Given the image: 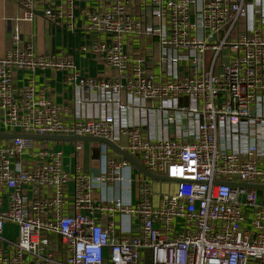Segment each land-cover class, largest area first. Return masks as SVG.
<instances>
[{"label":"built area","instance_id":"built-area-1","mask_svg":"<svg viewBox=\"0 0 264 264\" xmlns=\"http://www.w3.org/2000/svg\"><path fill=\"white\" fill-rule=\"evenodd\" d=\"M263 6L264 0H107L87 9L86 50L114 72L111 78L84 77L67 55L37 53L14 32L0 56V133L112 143L122 137V150L176 188L153 205L150 187L139 182L135 205L119 198L96 205L95 183H131L122 176L125 159L108 160L107 174L93 179L79 166L66 171L62 151L35 152L31 139L8 140L0 144V264H264V205L256 190L231 185L264 187V158L252 143L240 152L218 146L225 138L220 126L260 121L250 106L264 96V32L252 24H264ZM21 8L23 21L41 13L54 27H72L75 0H21ZM144 38L151 46L135 52L130 42ZM224 52L227 61L216 73ZM44 69L67 72L77 105L81 99L115 110L130 104L140 122L118 126L109 112L65 122L66 108L31 85L17 95L16 72ZM93 91L98 100L90 97ZM154 117L158 129L173 135H154L148 129ZM96 215L126 217L138 224L137 232L115 234ZM5 224L16 228L14 241L4 237Z\"/></svg>","mask_w":264,"mask_h":264},{"label":"crops","instance_id":"crops-1","mask_svg":"<svg viewBox=\"0 0 264 264\" xmlns=\"http://www.w3.org/2000/svg\"><path fill=\"white\" fill-rule=\"evenodd\" d=\"M251 2V0H249ZM107 0H75L74 18L72 27L63 26L61 28L48 24L38 13L32 22L22 20L21 0H0V56L11 47V38L14 32H18L25 42H31L37 53L52 52L55 54H65L76 63V66L84 77L89 78H111L114 72L110 70L103 60L97 55L86 50L90 37L84 30V12L87 9H99L106 5ZM264 12V6H263ZM251 23V22H250ZM264 32V24H260L259 20H255L252 24ZM151 39L134 40L130 42L135 52L144 53V47L151 46ZM227 61V52L218 59L214 71L221 72L223 64ZM262 73L264 75V59L262 62ZM68 74L59 70H36L35 72H16L14 80V90L19 95L25 86L31 85L37 95L43 96L57 106L65 107V122H72L76 114L84 117H96L101 113H111L115 118L118 126H131L140 122V114L136 107L128 105L123 110H115L111 106L105 105L98 107L94 104L88 105L84 99L81 105L76 104V89L67 81ZM90 97L99 99V93L93 91ZM120 100L123 104H127V97L121 93ZM85 98V96H84ZM180 104L186 105L187 99L181 98ZM251 112L260 119L257 123L250 124L241 121L236 127L220 126L219 132L223 131L225 138L218 142L221 151H243L249 144H254L257 148L258 156L264 158V96L258 97L257 101L251 106ZM149 130L154 135H173L162 129H158V122L154 120L150 122ZM183 130L186 131L187 123L182 122ZM191 125L193 134L195 133L196 121L188 120ZM146 128H143L145 130ZM223 129V130H222ZM233 129L237 132L232 133ZM8 134V133H5ZM11 139H0V144H4ZM34 151L39 148H50L55 151H62L63 163L66 171L73 174L75 166H79L81 171L93 179L104 176L108 172L107 162L112 159L119 161L122 158L117 152L99 142H72V141H50V140H33ZM119 148L125 146L124 138H119L113 142ZM76 146L79 147L76 150ZM124 159V158H122ZM31 157L23 159L25 165L29 164ZM122 176L125 179H131V183L126 181L117 183L114 181H105L94 184L92 193L96 205L106 202L110 199H121L125 204L135 205L140 200L141 192L139 191V182L147 184L152 193L151 202L156 205L158 199L175 191L174 182H163L152 180L134 166L130 165L123 170ZM155 182L160 184L156 185ZM73 181L67 184L66 197L71 199L73 195ZM258 196L264 197L256 190ZM264 191V190H263ZM106 216V215H105ZM96 222L103 226H110L115 234H126L131 231L133 234L137 232L138 224L122 216H106L100 217L96 215ZM132 229V230H131ZM3 235L10 241L16 238V228L11 224H5ZM59 247V243H56Z\"/></svg>","mask_w":264,"mask_h":264},{"label":"water","instance_id":"water-1","mask_svg":"<svg viewBox=\"0 0 264 264\" xmlns=\"http://www.w3.org/2000/svg\"><path fill=\"white\" fill-rule=\"evenodd\" d=\"M14 138H25L31 140H50V141H72V142H99L106 146H109L115 152H117L122 158H124L130 165L134 166L139 172H141L146 177L155 180V181H163V182H172V180L166 178L165 176H157L147 169H145L137 160L128 155L124 150L116 146L114 143L99 138H76V137H66V136H40V135H20V134H5L0 133V139H14ZM233 187H242L254 190H264L263 186L252 185V184H239V183H231Z\"/></svg>","mask_w":264,"mask_h":264},{"label":"rangeland","instance_id":"rangeland-1","mask_svg":"<svg viewBox=\"0 0 264 264\" xmlns=\"http://www.w3.org/2000/svg\"><path fill=\"white\" fill-rule=\"evenodd\" d=\"M156 185L160 184L159 182H155ZM261 195L264 194V191L263 190H259L258 191ZM264 196V195H263ZM259 203H261L262 205H264V197H259L258 199ZM24 259H27V256L24 255Z\"/></svg>","mask_w":264,"mask_h":264}]
</instances>
